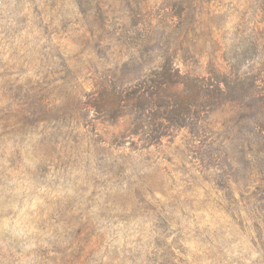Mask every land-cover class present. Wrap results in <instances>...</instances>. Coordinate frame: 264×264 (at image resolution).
I'll list each match as a JSON object with an SVG mask.
<instances>
[{"label": "rangeland", "instance_id": "374dc122", "mask_svg": "<svg viewBox=\"0 0 264 264\" xmlns=\"http://www.w3.org/2000/svg\"><path fill=\"white\" fill-rule=\"evenodd\" d=\"M176 6L3 0L0 264H264V139L251 132L264 133V100L226 102L147 147L89 108L100 79L135 81L166 39L184 69L223 67L227 49L264 81V0H200L188 38Z\"/></svg>", "mask_w": 264, "mask_h": 264}, {"label": "trees", "instance_id": "16d2710c", "mask_svg": "<svg viewBox=\"0 0 264 264\" xmlns=\"http://www.w3.org/2000/svg\"><path fill=\"white\" fill-rule=\"evenodd\" d=\"M175 1L179 6L169 20L172 24L178 23L181 33L188 38L190 27L200 14V0ZM2 3L0 0V7ZM145 20L142 17L140 22L145 25ZM251 45L256 60L261 43L255 34ZM160 50L161 61L135 81L123 83L107 74L90 95L89 108L102 121L122 123V136L133 143L147 147L183 128L195 129L226 102L240 101L251 106L255 101L264 100L263 79L253 66L244 67L243 58L226 57L231 52L227 49L221 56L226 62L223 67L216 57H211L205 74L194 73L189 64L186 69L182 68L177 63V51L170 47V39H166ZM251 132L252 137L264 139L263 132L255 128Z\"/></svg>", "mask_w": 264, "mask_h": 264}]
</instances>
